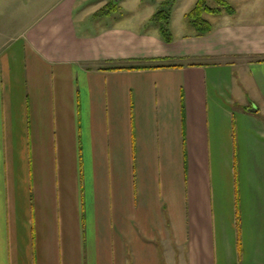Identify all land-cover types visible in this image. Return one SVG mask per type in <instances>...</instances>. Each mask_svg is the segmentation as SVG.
Returning <instances> with one entry per match:
<instances>
[{
	"label": "crops",
	"instance_id": "1",
	"mask_svg": "<svg viewBox=\"0 0 264 264\" xmlns=\"http://www.w3.org/2000/svg\"><path fill=\"white\" fill-rule=\"evenodd\" d=\"M79 1L0 23V264H264V21L92 34Z\"/></svg>",
	"mask_w": 264,
	"mask_h": 264
},
{
	"label": "rangeland",
	"instance_id": "2",
	"mask_svg": "<svg viewBox=\"0 0 264 264\" xmlns=\"http://www.w3.org/2000/svg\"><path fill=\"white\" fill-rule=\"evenodd\" d=\"M55 0H0V23L12 27L10 17L15 16L16 22L27 26L28 21L39 13L45 14L46 9ZM98 0H80L75 10L77 21L82 17L79 28L83 32L97 33L104 30L109 24H117L128 27L134 31L154 32L161 36L162 27L168 29V33L177 38L195 32L197 29L193 23L185 17V14L195 5L197 0H105L101 6L109 3L106 10L93 15L92 5ZM233 8L223 9V15L205 13L204 17L212 24L219 21L232 20L234 22L264 21V0H227ZM98 3V2H97ZM210 6H218L215 0H208ZM164 10L166 19L156 18V13ZM109 11V12H108ZM82 15V16H81ZM15 24V23H14ZM22 27V26H20ZM17 27V28H20Z\"/></svg>",
	"mask_w": 264,
	"mask_h": 264
},
{
	"label": "trees",
	"instance_id": "3",
	"mask_svg": "<svg viewBox=\"0 0 264 264\" xmlns=\"http://www.w3.org/2000/svg\"><path fill=\"white\" fill-rule=\"evenodd\" d=\"M215 1L218 3V6L216 7L210 6L208 4V0H197L195 5L185 14V17H187L197 28L199 34H205L212 28V24L204 17L205 13L221 14L223 13V9L233 8V6L227 0ZM155 15L156 18L159 19L167 18V14H165L164 10L158 11ZM161 33L167 41L172 40V37L168 33V29L166 27H162Z\"/></svg>",
	"mask_w": 264,
	"mask_h": 264
}]
</instances>
